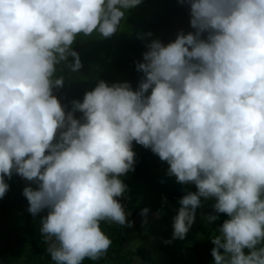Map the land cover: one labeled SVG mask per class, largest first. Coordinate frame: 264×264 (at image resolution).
Returning a JSON list of instances; mask_svg holds the SVG:
<instances>
[{
	"label": "clouds",
	"instance_id": "obj_1",
	"mask_svg": "<svg viewBox=\"0 0 264 264\" xmlns=\"http://www.w3.org/2000/svg\"><path fill=\"white\" fill-rule=\"evenodd\" d=\"M142 2L0 0V199L13 174L34 184L23 196L33 217L46 210L52 261L99 260L112 245L101 222L134 226L121 199L135 142L195 185L179 200L173 240L214 200L206 220L227 217L211 239L214 264H264V0H177L194 31L147 43L135 90L99 80L67 111L55 94L65 71L83 67L77 38L113 37Z\"/></svg>",
	"mask_w": 264,
	"mask_h": 264
},
{
	"label": "trees",
	"instance_id": "obj_2",
	"mask_svg": "<svg viewBox=\"0 0 264 264\" xmlns=\"http://www.w3.org/2000/svg\"><path fill=\"white\" fill-rule=\"evenodd\" d=\"M190 15L187 6H181L177 0H143L142 4L131 10L121 24L120 32L109 39H102L98 34L92 37H78L73 45L74 50L79 54L82 69L78 73H68L65 85L55 94L66 111L71 110L73 100L81 101L85 92L92 90L99 80L109 85L129 80L139 83L142 73L136 71V64L142 62V54L147 50L145 45L153 39L168 44L175 40L180 31H194L190 27ZM152 33L151 37L144 40L137 39V34ZM77 116V113H76ZM141 151L135 160L133 172L122 177L127 185V192L124 194L125 212L130 221L139 220L140 212L148 208L149 214L159 213L158 224L160 230L168 227L170 232L161 242L142 245L134 236H128L125 229L110 221H103L100 224L102 231L112 240L108 252L99 260L85 259L82 264H206L202 255L204 247L212 246L211 239L218 235L216 230L211 233L216 223H222L226 215L221 214L220 219L208 224L206 216L196 226H192L188 239H172V223L174 209L171 206L189 191L195 192V186L185 188L184 185L176 183L174 186H163L160 190L162 201L142 204L140 193L134 192L135 184L141 182L145 173L149 170L148 155ZM138 162H140L138 164ZM152 167V165H151ZM18 184L9 185L6 195L0 199V264H55L52 259L44 253V237L40 233V218L46 215L42 212L33 217L28 211V202L22 204L23 195L21 187L28 182L20 176L13 174ZM6 183H8V179ZM35 188V185L33 184ZM124 205V202L121 201ZM211 214H214L213 208ZM209 215V214H208ZM152 221V220H151ZM160 230L158 236L160 238ZM197 231H201L198 235ZM149 232H153L151 229ZM188 232V233H189ZM131 233V228L128 234ZM197 234V238L192 239ZM134 239L141 244V248L128 250L125 242ZM192 239V240H191ZM190 240V241H188ZM171 241V243H165Z\"/></svg>",
	"mask_w": 264,
	"mask_h": 264
},
{
	"label": "rangeland",
	"instance_id": "obj_3",
	"mask_svg": "<svg viewBox=\"0 0 264 264\" xmlns=\"http://www.w3.org/2000/svg\"><path fill=\"white\" fill-rule=\"evenodd\" d=\"M122 82H128L132 85L133 89L135 90L138 86V83H133L132 81L129 80H121L120 83ZM83 99V98H82ZM82 101V100H81ZM81 114L77 113V118H79ZM133 150L136 153L135 160H137L138 154L143 151L144 153H150V149H145L143 146H140L138 144L133 143ZM148 158V163H149V170L146 174L151 175L153 178V181L147 177V175H144L143 180L140 182L139 185L134 186V192L137 194H141L140 196V201H142V204H148L151 202L159 203L162 201V195L160 193V190L163 186L167 185H172L177 183L175 177H170L167 175V169L168 165L166 162H162L158 156L155 154H151L147 156ZM140 162H138L139 164ZM152 165V167H151ZM9 180V179H8ZM8 184L13 186V184H18V181L12 176V178L8 181ZM26 186H32L33 184H30V182H27L25 186L21 187L20 191L23 195V189ZM192 186H195L193 184H187L184 185L185 188H190ZM122 202H124V207H125V200L124 198L121 199ZM28 202L26 198L23 196V201L22 204H25ZM214 203V200H208V201H203L201 208L197 210L196 213V219L195 223L193 224L194 226L198 225L200 221L206 216V214H211V209H212V204ZM171 206H173L174 209V216L177 214V211L180 207L179 202L173 203ZM143 217H140L139 220H133L134 226L131 227V233L128 234V230L130 228L127 227L125 229V232H127L128 236H134L137 238V240L142 244H148V243H158L161 242L163 239H165L166 236H168V232H170V229L168 227H164L160 230V224H158L156 221H158L159 217L157 216V213H153L151 215H148L147 220L148 223L146 225L142 226V221ZM152 220V221H151ZM210 227H212V223H208ZM220 226V223H216L211 230V233L213 234ZM152 230L153 232H149V230ZM160 230V238L158 236V231ZM173 233V227L171 229ZM191 232L187 233V236L185 239H188L189 234ZM198 235H201V231H197ZM197 234L195 233L194 237L192 239L197 238ZM191 239V240H192ZM184 240V239H183ZM190 241V240H188ZM49 243H55V240L53 239ZM49 243L44 246V253L45 256L48 258V261L51 260L50 255L47 252V248L49 247ZM135 241L134 239L129 240L125 242V248L128 250L132 249H139L141 248V244ZM212 246H206L204 247V251L202 255L204 256L206 264H214L213 258L211 256V249ZM149 264H159L158 262L154 263H149ZM192 264V263H191Z\"/></svg>",
	"mask_w": 264,
	"mask_h": 264
},
{
	"label": "crops",
	"instance_id": "obj_4",
	"mask_svg": "<svg viewBox=\"0 0 264 264\" xmlns=\"http://www.w3.org/2000/svg\"><path fill=\"white\" fill-rule=\"evenodd\" d=\"M147 172H148V171H147ZM147 172H146V173H147ZM146 173H145V175H147V177L153 181V178H152V176H151V175H148V174H146ZM139 184H140V182H139V183H137V184H135V186H137V185H139Z\"/></svg>",
	"mask_w": 264,
	"mask_h": 264
}]
</instances>
